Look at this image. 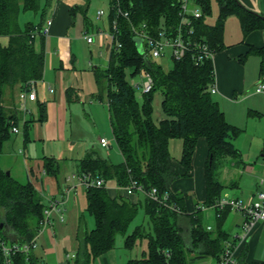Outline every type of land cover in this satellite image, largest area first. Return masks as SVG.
Segmentation results:
<instances>
[{
	"label": "trees",
	"instance_id": "obj_1",
	"mask_svg": "<svg viewBox=\"0 0 264 264\" xmlns=\"http://www.w3.org/2000/svg\"><path fill=\"white\" fill-rule=\"evenodd\" d=\"M129 12L128 17L119 16V49L112 46L106 68L94 67L97 82L106 80L107 105L115 141L123 155L121 162L115 163L109 157L101 156L96 148H91L80 159V172H92L106 182L115 180L118 186L128 185L132 180L141 183L145 189L156 186L160 191H169L168 205L155 201L142 193L136 202L123 193L111 195L105 186L88 187L86 190V210L95 221L90 230L79 233V247L75 264H90L96 257L115 247L118 234L125 235L124 246L131 248L138 238H146L147 253L140 258H129L125 264H189L186 238L179 225V216L190 218V247L197 256H213L217 261L223 251L228 233L223 229L230 208L216 209L217 226L215 234L203 224L202 209L187 213L184 196L172 192L171 183L180 176H187L192 170L193 155L201 137L207 142L208 160L205 166L206 198L204 206L213 207L222 197L224 184L219 179L220 167L225 157L240 159V150L232 139L241 128L231 124L211 87L215 83L213 61L205 59L196 64L190 54L181 59H172V66L166 70L156 58L141 51L134 40V27L146 24L155 30L161 25L172 26L178 21L179 6L176 0H110L109 30L116 17L113 4ZM219 15L214 24L202 20L198 32L207 37L216 51L223 48V32L226 18L236 14L244 35L255 29L264 28V15L245 8L238 0H217ZM47 4L41 0H0V35H8L7 45H0V153L11 138L13 125H19L20 118L15 109L4 103L6 87L22 89L30 80L43 78L45 66L44 50L35 47L36 36L46 18ZM202 8L211 12V0H203ZM42 18L38 23L27 22L20 25L21 11L38 12ZM42 38L43 35H40ZM251 52L261 56L260 73L264 75V45L251 46ZM144 70L153 79V86L144 92L139 100L135 87L127 78ZM160 91L161 107L165 114L159 122L153 118V94ZM101 94L98 95L101 98ZM68 102L78 101L76 88L66 89ZM39 121L47 119L45 102L39 105ZM251 114H258L250 111ZM25 124V141L29 140ZM172 138L182 140L180 164L184 168L178 173L169 143ZM46 173L57 176L60 162L54 156H43ZM122 192V191H121ZM144 207L148 217V229L143 224L135 226L127 233L128 227ZM46 207L41 192L31 181L22 182L7 173L0 164V238L7 243L31 241L40 229V221ZM34 251L29 255L17 252V264H38ZM2 257L0 255V264ZM238 264H264V261L247 260L246 246L238 254Z\"/></svg>",
	"mask_w": 264,
	"mask_h": 264
},
{
	"label": "rangeland",
	"instance_id": "obj_2",
	"mask_svg": "<svg viewBox=\"0 0 264 264\" xmlns=\"http://www.w3.org/2000/svg\"><path fill=\"white\" fill-rule=\"evenodd\" d=\"M47 4L46 18L51 17L53 9L58 5H65L67 8L73 10V18L75 20L69 29V36L75 39V46L73 47V54L76 57L74 65L67 60L65 68L60 67L59 60L56 55L52 53L54 50L51 47L50 41H47L45 53V66L43 78L37 80L36 89L39 93L40 101L45 100L47 107V119L39 121L36 119L30 120L26 130L29 135L27 141L28 151L27 155L33 157H43L55 154L61 164L60 172L57 177L62 185L65 183V177L80 171V156L86 152L85 147L94 146L96 149L103 151L113 162L118 163L123 160V155L115 141L113 130L110 122V114L107 105L106 96V80H102L101 84L97 82L93 67L96 65L100 69L107 66L109 59L110 37L109 30V12L111 9L110 0H41V6ZM103 9L104 14L98 17V10ZM42 9L38 12L31 10L21 11L19 14V22L22 27L28 21L38 23L42 18ZM219 15V4L217 0H211V12L205 14V21L209 24H214ZM86 30H88L86 32ZM224 33L230 38H235L237 35L242 34L239 18L236 14L229 15L224 24ZM94 35L95 39L92 43H88L85 36ZM109 50V49H108ZM102 53V54H101ZM162 66L168 70L172 66V58L162 56L156 58ZM92 62V64H90ZM148 74V73H147ZM127 78L133 84L139 100L142 99V87H138L136 83L143 84L146 79V72L142 70L135 76L130 75V70L127 69ZM49 85L54 89L53 93H49ZM68 86L76 88L79 95L78 101L68 102L65 97V89ZM6 87L5 101L8 100L9 94ZM47 90V92H46ZM102 95L101 98L98 95ZM216 99V95L213 94ZM162 95L160 91L153 94V118L155 122H159L165 116L161 107ZM35 112V111H34ZM245 121V115L242 117ZM240 123L241 120H239ZM20 132L12 133L11 138L5 143L2 152L0 153L1 166L5 171H9L8 167H12L15 159L23 162V152L19 148L23 145L25 136V124L20 122ZM244 129V127L239 126ZM241 136V134H240ZM239 135L237 137H240ZM100 137H105L109 145L105 150L100 146ZM241 138V137H240ZM233 143L236 144L240 141L234 137ZM181 141L180 138L171 140L170 150L171 155L175 161L179 162L181 157L180 147H176ZM247 141L243 140V143ZM9 145V146H8ZM8 146V148H7ZM255 151V149H253ZM107 151V153H106ZM12 153V154H11ZM250 153H253L250 152ZM257 157L262 159L260 152H257ZM231 158V157H230ZM226 157V160L230 159ZM231 160V159H230ZM176 162V164L178 163ZM225 163V160H224ZM225 165V164H224ZM79 169L76 171V169ZM24 169V168H23ZM68 171V172H67ZM76 171V172H74ZM70 172V173H69ZM222 171L219 172L220 180L225 184L224 192L238 193L239 188L233 187L228 181L230 178H225ZM68 177V176H67ZM182 177V176H180ZM237 175H233V179H238ZM177 179V178H176ZM76 182L77 180L74 179ZM184 179H181V181ZM24 182L23 180H20ZM247 185L251 184V178L248 177L244 180ZM229 183V184H228ZM107 187H116V182L110 179L106 182ZM85 187L78 185L77 193L72 191L77 198V203L74 204L73 199L70 197L65 201L66 211L64 210L65 222L60 223L61 227L56 231L55 235H51L49 228L45 230L44 235L50 234V241L43 242L44 247L40 248L44 252L43 257L46 259L45 263L38 264H75L76 257H72V253H76L77 246L74 243L73 226L78 224V221L85 219L87 227L90 229L95 226L93 215L86 210L87 200ZM179 191H182L179 189ZM184 191V190H183ZM191 191V190H186ZM46 193V192H45ZM181 193V192H180ZM49 197L44 194L43 201L47 204ZM57 198L60 200L59 196ZM71 199V200H69ZM210 217L203 214L202 222L204 225L210 224L213 229L212 233L215 234L217 220L214 212ZM236 211L229 213L225 219L223 227L226 231L234 228V218ZM84 216V217H83ZM148 217L144 212V207L140 206L137 215L130 223L127 233L133 231L136 225L143 224L148 229ZM262 224V225H261ZM257 230V233L256 231ZM255 232L250 233V240L247 244L249 247L248 257L252 260H264V223H259L255 228ZM42 236V235H41ZM40 236V237H41ZM42 237L40 240L42 241ZM125 235L118 234L116 243L113 250L106 254L108 261H101L98 256L93 259L90 264H125L129 258H140L147 253V240L146 238H138L133 247L127 248L124 246ZM187 258L189 264H214L213 256H206L204 258L196 257L197 251L192 249L187 241ZM107 253V252H106ZM115 256V261H113ZM103 260V259H102Z\"/></svg>",
	"mask_w": 264,
	"mask_h": 264
},
{
	"label": "crops",
	"instance_id": "obj_3",
	"mask_svg": "<svg viewBox=\"0 0 264 264\" xmlns=\"http://www.w3.org/2000/svg\"><path fill=\"white\" fill-rule=\"evenodd\" d=\"M238 1L245 8L264 15V0H238ZM51 17L53 22L50 27L49 33L43 38L41 36H36V39L34 41L35 47L38 51H40L41 49L44 50V48H46L47 41H50L51 47L54 50L52 53H54L56 55L55 56L56 59L59 60L60 67L63 68L66 67L65 66L66 60H67V65L70 62L73 66L74 62L76 61V57L73 54V47L75 46L76 42L75 39L73 37H70L68 34L70 27L75 21L72 20L73 10L71 8H67L65 5L58 4L53 9V13ZM87 31L88 30H86V32ZM8 42H9L8 35H0V45L2 46L7 45ZM223 43H224L223 48L216 51L213 57V64L215 69V87H216V92L214 94L217 96L216 99L219 101L227 120L233 125H236L238 127L239 126L244 127V129H242L240 132L241 136L239 134L241 138L236 137V139H239L240 141V143L238 142L236 144V147L240 150L241 153L240 159H234L232 157L230 158V156H227L231 160L224 159L225 163L223 160L220 167V171H222L223 174L225 175L224 177L230 178L228 182L233 187L239 188L238 193L240 192V194L230 193L229 191L224 192L223 190L222 197L225 196L233 197L247 203L250 202L259 191L264 190V92H255L256 85L261 80H264V75L262 76L260 73L261 56L249 50L251 46L259 47L264 45V28L252 30L246 35H244L242 31V34L239 36L237 35V37L235 38H230L229 36H226V34L223 32ZM108 49L107 51H109L110 54V47ZM90 64H92V62ZM94 67H96V65ZM68 87H66V89ZM66 89H65V97H66ZM19 91L20 89H18L17 87L14 89H12L11 87L8 88L7 93L9 94V98L6 101L4 100V103L8 108L15 109L17 111L18 117L20 118V122H30V120H32L33 118L36 119L38 117L39 115L38 105L40 102H45V100L40 101L39 93L36 89V94H37L36 99L27 102L28 111L25 112L21 110L19 107L20 104ZM48 91L49 93L54 92L52 86L49 85ZM4 99H5V94H4ZM250 111L257 112L258 114H251ZM244 115L246 117L245 121L242 118ZM239 120H241V122L244 123L243 124L240 123ZM18 126L19 128H21L20 123ZM174 139L175 138H172L171 140ZM243 140L244 141L246 140L247 142L243 143ZM23 141H24L23 145L19 148V151L22 150L21 152H23L22 155L23 162L20 163L19 160L15 159V162L12 165V167H8L10 173L19 181L20 180H23L24 182L31 181L35 185V187L41 192L42 196H44V194L49 195V197H47V200L51 197L57 198V196H59L60 199H63L65 194V189L68 183L67 176L69 175L65 177V183L64 185H62L57 176L45 172L43 167V163H44L43 157L41 156L33 157L32 155L29 154L27 155L28 143L25 141V136ZM99 143H100V139H99ZM170 143H169V148H170ZM175 145L177 149L178 147H180V154H181L182 142H180L179 144L177 142ZM100 146L103 147L105 150L107 149V146H103L101 144ZM93 147L94 146L85 147L86 152ZM253 149H255V151ZM97 151L101 156L108 157L106 154L103 153V151H100L99 149H97ZM252 151L253 153H250ZM258 151L260 152V156L262 157V159H259V157H257ZM84 155L80 156L79 159L83 158ZM48 156H54L55 158L59 159L55 154H51ZM207 160H208L207 142L204 137H201L198 140L193 155L192 170L187 176H182L175 179L171 183L170 189L172 192H181V194L184 196V205L187 213L196 212L198 207H200L202 209V214L204 215L206 214L207 217H210L212 215L211 214L212 212H214L216 216L217 211L213 207L204 206V201L206 198V183H205L204 172H205V166ZM173 161L177 172L182 174L184 172L183 166L180 164V162L175 161L174 159ZM176 162L178 163L176 164ZM0 164H1V160H0ZM78 170L79 169L77 168L76 171ZM233 175H237L238 179L236 180L233 179ZM246 177H248V179L251 178L250 185L245 184L247 182L244 181ZM181 179L184 180L181 181ZM77 189L78 186H76V188H74L72 191H75V193H77ZM108 189L111 195L113 196L122 193L118 185L116 187H109ZM179 189H181L182 191H179ZM186 190H191V191L186 192ZM142 197H143L142 194L127 196L128 199L134 202H136ZM71 199H73L74 204L77 203V198L75 194H72ZM66 200H64L62 204L63 209L65 211L67 208L66 207L67 202H65ZM232 211H236L234 218L235 227L230 229L229 231H226L223 227V229L228 233V238L230 237V235H232L240 228V226L242 225L245 219V215L242 211L231 209L230 212ZM229 213L227 214V217ZM53 215L55 222L54 225L52 227L50 226L46 227L43 230V232L39 235L38 246L33 252L34 256L37 258L39 263L40 262L45 263L46 260L43 257L44 252H42L40 248L44 247L43 242L45 243L47 241H50V234L44 235L45 230L49 228L51 230L49 231L51 235H55L56 231L61 227L60 223L62 222L58 220L57 214L54 213ZM178 222L179 225L181 226L186 241L192 244L191 242L192 224L190 218L185 215H182L179 216ZM259 223H264V221H259L254 226L252 231L255 230V228ZM205 226L206 228L210 227L209 229H213V227H211L210 224H207ZM84 230H90V228L87 227L85 219H81L80 221H78V224H74L73 226V237H74L75 246H77V250L79 247L78 246L79 233H83ZM255 231L257 233V230ZM40 236L43 238L42 241L40 240L41 238ZM250 238L251 236L249 237L248 240H250ZM248 240L243 245H240L238 249L239 251L238 253H240V250L244 246H246V258L247 260H252L248 257V250H249L247 244ZM112 250L113 249L99 256L101 258V261H103V263L108 261V257H111V256H106V254H109ZM72 254H75V256L77 257V251L76 253H72ZM112 257H114L113 261H115L114 254L112 255ZM259 261H264V260H259ZM214 264H216L215 258H214Z\"/></svg>",
	"mask_w": 264,
	"mask_h": 264
},
{
	"label": "built area",
	"instance_id": "obj_4",
	"mask_svg": "<svg viewBox=\"0 0 264 264\" xmlns=\"http://www.w3.org/2000/svg\"><path fill=\"white\" fill-rule=\"evenodd\" d=\"M179 6L178 21L172 26L161 25L155 30L143 24L140 27H134L135 35L141 37L143 40V52L152 58H159L169 55L172 59H181L186 54H190L196 64L205 59L213 61L216 49L211 45L209 40L201 32H198V25L205 22V12L202 8L203 0H176ZM113 9L116 12V17L112 20L111 30H108L110 37V49L112 46L119 49L121 42L119 40V23L118 17H128L129 12L122 9L118 3L113 4ZM98 17L103 16L104 10L99 9ZM52 17H48L42 28L39 31L33 32L34 36H46L52 25ZM88 43H92L95 39L94 35L85 36ZM36 83L37 80H30L26 83L25 87L19 91V107L23 111H28L27 102L36 99ZM142 87L143 93L151 90L153 86L152 77L146 73V79L143 84H136ZM212 93L216 92L215 83L211 87ZM255 92H264V80L258 82L255 87ZM13 133H19L20 128L18 125L11 127ZM100 144L108 146V140L105 137L100 138ZM76 179L77 182L74 180ZM67 187L63 199L51 197L48 199L44 209L43 219L40 221V229L35 237L28 242L24 243H7L0 238V255L2 257L1 264H17L15 255L17 252H24L29 255L38 246V237L46 227L54 225V213L57 214L58 220L63 222L64 209L63 202L68 199L71 191L78 185L85 188L88 187H101L106 185V181L98 177L92 172L81 171L71 174L67 177ZM123 194L127 196L142 193L147 197L168 205L170 208L177 210V208L168 203L169 191H160L156 186L145 189L144 186L136 180H132L128 185L118 186ZM108 188V187H107ZM240 210L244 213L245 219L240 228L234 232L230 237L225 240L223 251L216 264H238V249L250 237V233L254 226L259 221H264V190L259 191L250 202H243L240 199L233 197H221L213 206L218 210L225 208ZM210 228V227H208ZM75 257V254L71 255Z\"/></svg>",
	"mask_w": 264,
	"mask_h": 264
},
{
	"label": "water",
	"instance_id": "obj_5",
	"mask_svg": "<svg viewBox=\"0 0 264 264\" xmlns=\"http://www.w3.org/2000/svg\"><path fill=\"white\" fill-rule=\"evenodd\" d=\"M239 3H240V2H239ZM240 4H241V3H240ZM134 40H135V42L137 43L139 49L142 51V50H143V45H142L143 40H142V38H141V37H138V36H135V37H134ZM7 173H10V171H7Z\"/></svg>",
	"mask_w": 264,
	"mask_h": 264
}]
</instances>
